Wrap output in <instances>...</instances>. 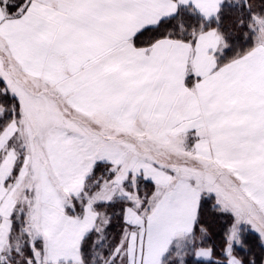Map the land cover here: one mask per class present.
Masks as SVG:
<instances>
[{
    "label": "snow or ice",
    "instance_id": "snow-or-ice-1",
    "mask_svg": "<svg viewBox=\"0 0 264 264\" xmlns=\"http://www.w3.org/2000/svg\"><path fill=\"white\" fill-rule=\"evenodd\" d=\"M0 264H264V0H0Z\"/></svg>",
    "mask_w": 264,
    "mask_h": 264
},
{
    "label": "trees",
    "instance_id": "trees-1",
    "mask_svg": "<svg viewBox=\"0 0 264 264\" xmlns=\"http://www.w3.org/2000/svg\"><path fill=\"white\" fill-rule=\"evenodd\" d=\"M259 250L257 249V252H258Z\"/></svg>",
    "mask_w": 264,
    "mask_h": 264
}]
</instances>
